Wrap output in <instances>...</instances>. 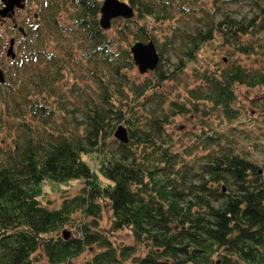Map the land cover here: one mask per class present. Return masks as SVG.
Returning <instances> with one entry per match:
<instances>
[{
    "label": "trees",
    "instance_id": "16d2710c",
    "mask_svg": "<svg viewBox=\"0 0 264 264\" xmlns=\"http://www.w3.org/2000/svg\"><path fill=\"white\" fill-rule=\"evenodd\" d=\"M39 1L45 8L38 6V24L29 25L35 38L13 64L25 68L21 55L42 59L45 73L9 87L8 95L0 84V264H43L42 257L46 264H69L94 245L98 251L81 264H124L140 248L145 253L133 255L136 264H214L215 256L219 264H264V168L239 147L250 138L242 127H260L240 118L244 112L236 102L237 88L264 86V63L258 69L224 64L234 53L264 54V0H120L133 10L118 29L120 42L129 31L135 42L155 45V86L128 82L130 49L99 23L105 0ZM242 2L253 8L249 17L228 14L227 6ZM64 10L77 39L69 40L57 23ZM153 26L163 28V43ZM258 34L260 41H244ZM211 42L233 47L221 58L222 68L196 70V85L182 102L157 93L174 79L163 72L164 55L176 57L180 73ZM89 60L94 69L86 77L98 85L95 97L78 91L80 97L68 99L63 86L58 92L62 70H83ZM177 114L194 116V131L181 147L166 129ZM119 125L128 140L114 137L115 148L108 149ZM86 154L97 156V170L83 159ZM72 180L82 182L76 195L58 208L43 203L45 184ZM105 209L110 232L129 229L132 245L116 246L99 228ZM77 212L82 223L64 237Z\"/></svg>",
    "mask_w": 264,
    "mask_h": 264
},
{
    "label": "rangeland",
    "instance_id": "374dc122",
    "mask_svg": "<svg viewBox=\"0 0 264 264\" xmlns=\"http://www.w3.org/2000/svg\"><path fill=\"white\" fill-rule=\"evenodd\" d=\"M30 1V0H29ZM200 4L203 2L202 0H199L198 3ZM210 2V1H209ZM42 1L37 0L36 5L32 4L29 2V6L31 5L30 8H27V14L30 15V19H32V11L38 9V6L41 7ZM37 6V8L35 7ZM1 7V6H0ZM42 10L45 8L42 5ZM228 14L234 16V17H241V16H246L249 17L250 14L253 11V8L250 7V5L246 2L242 3H237V4H231L226 7ZM39 13H41V11ZM27 14L22 15V21L20 22V25L26 26L28 23V16ZM70 13L68 14L67 11H61L58 15L56 16L57 23L61 26H63L65 32L68 34V39H77V34L74 35L75 31V26L72 24L70 20ZM38 18H36L34 21L38 24L37 21ZM131 19V18H130ZM128 19V20H130ZM27 20V21H26ZM125 19L119 17L111 20L110 27L108 29H105L107 33L110 35L111 39L116 41V43L124 48L130 49V46L133 42L136 41L131 36V33L127 31V40L124 42H120L119 38V31L118 29L121 28L124 23ZM134 20V19H133ZM136 20L129 22V27L132 29V32L136 30ZM175 23V21L171 22L170 24ZM166 23H164L165 26ZM139 25V23H138ZM74 26V27H73ZM28 28V27H27ZM35 28V26H34ZM153 29L156 31V38L159 39L157 40L158 43H163V28H155L153 26ZM262 34H258L255 36H247L244 37V41L247 42H252L256 43L257 41L261 40ZM11 38H15L13 31L10 28V23H4L0 24V69H3L4 73V78L5 81L2 83V87L6 88L7 90V95L10 92L9 87L13 86H23L26 81L30 80L31 78L35 76H39L40 74L45 73V71L42 69L43 66H47L45 61L41 60H33L32 62L30 61L29 58H27V55L22 57V55L19 57L20 62L23 61V65H25V68L20 66L19 63H12L9 58L5 56L7 48L9 47V41ZM35 38V35L32 34L28 28V35L24 41L27 42H32ZM16 44L14 51L18 52V47L20 44V38L17 37L15 38ZM162 40V41H161ZM220 40V37H216V40ZM48 44L50 43L52 46H55V43L52 42V39H50ZM243 41V42H244ZM21 47H26L24 46L23 43H21ZM233 47L232 46H226V45H216L215 42H211L204 46L200 51H199V56L196 58L194 62L188 63L186 67L183 69L182 72L175 73V61L176 57L174 56H166L164 55V58H167L168 61L163 63V72L167 77L173 78V80H166L163 82L160 87L158 88L157 93L163 94L166 96V99L169 101H177V102H182L184 101L186 97V91L189 87H193L195 82L198 80L197 78L199 75H197L198 71H201L204 68L208 67V71H215V67L213 66L214 64L218 65V68H222L224 65L221 62V58L226 57V53L230 51ZM57 50V48H56ZM59 55H61L59 53ZM76 56H80V52L78 54H74ZM235 62V63H242L246 67H250V69H258L263 66L264 63V54L263 52H255L254 54L248 55V56H243L239 55L237 53H234L233 56L229 57L228 60L224 61V64L227 62ZM31 62V63H30ZM97 63V62H96ZM174 66H173V64ZM86 66H84V69H77L79 67L72 66L70 67L69 71L62 70V75L60 79L58 80L59 83H55V87L57 91H61V87L64 90L63 96H68V99H76L77 97H80L77 93L78 91H81V95L83 96V93H91L93 97H95V91L98 88V85L96 82L93 80H90L86 77V74H88V71L90 69H94V63L92 61H86L85 62ZM210 67V68H209ZM85 70V72H84ZM196 70H198L196 72ZM205 70V69H204ZM202 70L201 72H203ZM83 71V72H82ZM199 72V74L201 73ZM211 73V72H210ZM212 74V73H211ZM171 75V76H169ZM127 78L128 82L131 84V86H135V84H148L149 82H154L153 86L157 85L158 82L151 81L154 79L155 74L152 71H147L145 73H140L137 69V67L134 65L133 62V68L127 72ZM54 84V83H53ZM61 84V85H60ZM64 84V85H63ZM74 84L75 89L69 90ZM17 87V88H18ZM99 89V88H98ZM91 90V91H90ZM90 91V92H88ZM237 93V99L236 102H238V106H240L243 109V114H241L240 118L245 119V122H249V119L253 122L259 123L260 128H254L252 131L251 129H247L242 127L247 131V135L250 137L251 141H247L249 139H244L242 140V145H239L241 149H244L246 151V155L249 159L255 161L258 163V167L260 169L264 168V86H258L255 88H248V87H239L236 89ZM88 94H86L87 96ZM85 96V97H86ZM153 96V94H150V97ZM34 97V96H33ZM44 99V98H43ZM169 101L166 103L167 106L169 105ZM166 102V100H165ZM206 105V104H205ZM166 106V107H167ZM204 110L207 112L209 111V106H204ZM193 115H179L177 114L172 122L168 125L166 128L168 133L173 136L175 139V142L177 143V147H181L185 145L189 139L188 135L185 134H190L191 131H194V126H193ZM248 117V118H247ZM219 123V122H218ZM223 125V124H221ZM224 127H229L228 124L223 125ZM182 138V139H181ZM112 139H114V134H112V138L108 140V149H114L115 144L113 143ZM175 143V145H176ZM248 149V150H247ZM249 152L251 153L249 156ZM96 158L94 154H86L83 156V159L87 162L88 165H90L93 169H96ZM98 166V162H97ZM101 181L103 184H106V180L101 178ZM82 186V182L78 180H72L67 183L58 185V184H45L44 185V193L42 196V200L44 204H48L50 208H58L60 206V203L63 198H68L76 195L79 192V189ZM83 220L82 215L80 213H76L72 219V221L66 225L63 228V232H70L72 234L73 232L75 233V230L78 225H80ZM99 228L103 231H107V235L111 238L113 243L118 246H127V245H132L133 244V237L131 234V231L127 228H123L121 230L115 231L113 233L110 232V223H109V218H108V210L105 209L103 212V218L99 222ZM98 251L97 246H90L88 247L81 255L78 257L74 258L71 263L69 264H81L85 262L86 260L90 259L92 255ZM145 250L144 249H139L136 253L131 254V259H128L124 262V264H136V262H133V255L137 257H142L144 256ZM38 253L35 254L37 256ZM39 255V254H38ZM214 264H219L217 257H213ZM39 263L46 264V259L43 257L38 260ZM68 264V263H67Z\"/></svg>",
    "mask_w": 264,
    "mask_h": 264
},
{
    "label": "water",
    "instance_id": "95a60500",
    "mask_svg": "<svg viewBox=\"0 0 264 264\" xmlns=\"http://www.w3.org/2000/svg\"><path fill=\"white\" fill-rule=\"evenodd\" d=\"M5 6L0 9V16H11L13 14L14 7L23 8L24 3L21 0H3ZM100 26L102 28H108L110 21L117 17H124L129 19L133 15L132 8L125 2L120 0H105L100 7ZM14 39H10L9 47L7 48V56L11 58L15 57V52L13 50ZM130 53L132 54V59L134 65L137 67L140 73H145L147 71H152L156 68L159 62V55L157 53L155 45L150 41L147 43L135 42L130 47ZM4 81L3 70L0 69V83ZM114 137L121 143H126L128 140L126 129L119 125L114 131ZM64 237L68 236L67 232H63Z\"/></svg>",
    "mask_w": 264,
    "mask_h": 264
},
{
    "label": "flooded vegetation",
    "instance_id": "af4514ba",
    "mask_svg": "<svg viewBox=\"0 0 264 264\" xmlns=\"http://www.w3.org/2000/svg\"><path fill=\"white\" fill-rule=\"evenodd\" d=\"M29 2L36 5V0H30V1L29 0H21V3H24L23 8H19V7L15 6L13 9L14 12L11 16L0 17V24H4V23L9 22L10 28L13 31L14 37L20 38V44L18 47V52H16V55H19L20 50L23 48V47H21V43H23L24 46L27 44L24 41V39H26V37L28 35L29 25L36 23L34 20L37 18L38 9H36V11L35 10L32 11V19H30L31 18L30 15L27 14V8L31 7V5L29 6ZM0 6H1L0 9L5 6V2L3 0H0ZM35 7L37 8V6H35ZM24 14H27V16H28V23L26 26L20 25V22L22 21V15H24ZM15 38H11V39H14V45H13L14 48H15V44H16ZM5 56L7 57V54H5ZM7 58H9V57H7ZM9 60L13 63L12 58H9Z\"/></svg>",
    "mask_w": 264,
    "mask_h": 264
},
{
    "label": "bare ground",
    "instance_id": "6f19581e",
    "mask_svg": "<svg viewBox=\"0 0 264 264\" xmlns=\"http://www.w3.org/2000/svg\"><path fill=\"white\" fill-rule=\"evenodd\" d=\"M123 126V125H122ZM124 127V126H123ZM114 133V132H113ZM116 139V138H115Z\"/></svg>",
    "mask_w": 264,
    "mask_h": 264
}]
</instances>
